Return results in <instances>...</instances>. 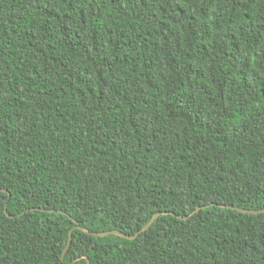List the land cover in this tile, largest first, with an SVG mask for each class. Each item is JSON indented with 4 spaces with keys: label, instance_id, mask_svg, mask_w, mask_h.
Instances as JSON below:
<instances>
[{
    "label": "trees",
    "instance_id": "1",
    "mask_svg": "<svg viewBox=\"0 0 264 264\" xmlns=\"http://www.w3.org/2000/svg\"><path fill=\"white\" fill-rule=\"evenodd\" d=\"M225 206L264 210V0H0V264H264Z\"/></svg>",
    "mask_w": 264,
    "mask_h": 264
},
{
    "label": "water",
    "instance_id": "2",
    "mask_svg": "<svg viewBox=\"0 0 264 264\" xmlns=\"http://www.w3.org/2000/svg\"><path fill=\"white\" fill-rule=\"evenodd\" d=\"M225 207H228V208H231V209H234V210H237L239 212H243V213H250V214H258V213H262L264 212V210H251V209H244V208H239V207H232V206H225ZM160 215V213H157L152 219L151 221L146 225L144 226L140 233L143 232L144 230L148 229L154 222L155 220L157 219V217ZM83 231H85L86 233H89V234H92V235H95V236H106V235H111V234H114V235H119V236H122L124 238H127V239H135L137 237V235L135 236H132V235H126L124 233H121V232H118V231H108V232H101V233H98V232H91L87 229H82ZM71 244V234H70V238H69V243H68V246L66 248V250L68 249V247L70 246Z\"/></svg>",
    "mask_w": 264,
    "mask_h": 264
}]
</instances>
